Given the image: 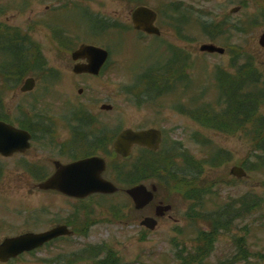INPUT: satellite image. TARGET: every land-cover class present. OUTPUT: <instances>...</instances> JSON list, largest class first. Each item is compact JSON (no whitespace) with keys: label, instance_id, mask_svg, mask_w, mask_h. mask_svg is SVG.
I'll return each instance as SVG.
<instances>
[{"label":"rangeland","instance_id":"1","mask_svg":"<svg viewBox=\"0 0 264 264\" xmlns=\"http://www.w3.org/2000/svg\"><path fill=\"white\" fill-rule=\"evenodd\" d=\"M8 0H0L1 2ZM21 2V0H10ZM164 1V0H161ZM170 2H180L193 6L197 14L205 18L204 20L219 21L227 18L231 23L241 27L243 36L222 41H215L217 45H233L243 52L251 55L256 67L264 73V49L259 45L260 35L264 32L263 20L260 16L264 9V0H166ZM156 2V1H155ZM41 6L32 1L31 9L23 11L22 14L17 10H10L7 13L11 17V24L28 25L29 21L34 22L44 10L47 4ZM50 3V2H49ZM244 5V8L236 14L231 15V10L235 7ZM123 14L127 15L125 5L121 7ZM3 15V14H2ZM0 15V19L5 16ZM37 15V16H36ZM247 22V23H246ZM250 25H249V23ZM162 38L152 42L153 37L140 41L138 35L124 34V39L117 38L114 41L115 46L110 47L112 51L111 65L107 71L97 78L77 77L72 71V59L67 49L51 47L45 45L42 47L50 68L60 72V80L48 79L50 85L44 79L39 80L35 91L30 97H23L21 92L15 91L7 95L6 105L11 113V119L17 123L19 114L17 105H31L35 98H38L39 107L43 114L51 116L57 121V132L59 141L65 142L69 139L70 133L61 120L69 108L84 107L89 113L98 118L102 123L108 126L111 132L117 129H145L157 127L162 129L164 135L170 141L181 142L193 156H195L204 165V176L208 182L214 183L216 188L214 192L219 193V202L233 201L246 195L251 201L252 197L262 198L264 200V173H251L248 178L238 180L231 174L233 166H242V162L249 159L253 154L251 143L240 132L236 135H229L219 132V130L202 127L189 117L178 113L172 109L174 99L172 97H161L158 100L157 109L143 106L135 107L123 93L125 86L131 85L134 78L147 66L154 61H164L168 59L164 48L167 45H175L186 48L194 60L192 76L194 84L203 87L209 86L207 99H213L215 94L214 84L211 82V75L216 65L224 69L229 66L230 55H208L200 52V46L210 42L199 29L192 25L186 33L188 40H179L176 33L170 26L164 25ZM43 32L36 31L35 39L48 40L49 38L40 37ZM113 36V35H111ZM138 40H137V39ZM43 41V42H44ZM152 42V43H151ZM119 43V44H118ZM161 46H160V45ZM228 48V46L226 47ZM240 53V51H239ZM241 64V63H239ZM58 81V82H56ZM135 81V80H134ZM197 85V86H198ZM83 89L80 94L79 90ZM176 100V99H175ZM108 104L113 106L111 112L101 110V105ZM39 108V109H40ZM8 110V111H9ZM264 112V111H263ZM204 138L210 142L212 147L221 148L231 154V160L222 165H210L212 158L208 155L210 148H204L194 140V136ZM200 135V136H199ZM58 150L50 148L44 150L36 142L31 151L20 157L10 159H0V167L3 170V176L0 178V206L10 200L17 203L24 202L29 214L37 213V222H27L21 219L22 226H12L11 229L4 225L0 226V241L11 233L23 230H46L62 223L66 217L73 211V206L77 203L75 200H68L55 194H40L33 191L32 185L36 182L30 173L23 171L26 161L32 163H41L48 166V172L52 173V166L48 162L51 158L60 159L62 162H69V158L58 156ZM138 155V150H134L133 157ZM214 158V157H213ZM217 158V157H216ZM208 162V164H205ZM24 164V165H23ZM22 166V169L19 167ZM26 170V169H25ZM151 183V182H150ZM166 193L164 190L159 199ZM175 210L172 216L176 221L165 218L160 221L159 227L151 232L141 227L140 222L145 213L135 212L131 202L125 194H119L113 197L102 199L96 197L86 203L87 210L92 211L91 218L99 221L87 238H73L70 241H59L52 248H47L35 256H27L22 264H39L38 260L55 258L62 254H70L87 245L88 243H107L113 247L121 256L122 264H180L182 259L190 251L198 247L195 240L196 232L203 224H194L189 221L185 213L187 211V202L181 199L174 201ZM241 205V203L239 202ZM120 207L124 213V220L121 222L111 220L110 208ZM0 217H5L0 212ZM11 220V219H10ZM9 220V221H10ZM4 223L3 219H0ZM105 221V222H104ZM6 224V223H5ZM249 225L246 233L244 225ZM245 233L246 238V259L242 258L230 262L237 253V247L234 243V237H241ZM180 259V262H179ZM198 264V263H196ZM203 264H264V205L252 217H247L243 221L237 222L236 228L232 234H223L215 244L213 253L204 261Z\"/></svg>","mask_w":264,"mask_h":264},{"label":"trees","instance_id":"2","mask_svg":"<svg viewBox=\"0 0 264 264\" xmlns=\"http://www.w3.org/2000/svg\"><path fill=\"white\" fill-rule=\"evenodd\" d=\"M215 29L214 27H208L206 30L213 33ZM12 55L13 59L18 57L13 51ZM21 58L20 55L14 61L21 60ZM25 58H29V55L26 54ZM187 65V58L181 53H177L172 63L161 69L150 71L141 79L142 86H144L142 97L148 99L146 101H152V95H157L158 92L164 90H171L178 83L186 84L185 87L190 88V81L185 73L186 68L189 67ZM216 87L218 96L214 102L217 103L218 109L211 106L208 109L200 107L195 110L193 108L196 102L207 95V90H203L198 94L196 93V96H190V99L186 102L187 105H184V110L193 119L207 127L233 135L241 132L253 148L252 158L246 161L243 166L251 173H264L263 73L256 67L254 61H249L240 67L238 75L221 73L217 76ZM138 97L141 100V96ZM181 110L183 111L182 108ZM84 119L90 118L86 116ZM94 137L95 142L101 143L103 141L107 143L108 141L107 137L103 140V137ZM216 153L218 157H224L227 161L231 158L230 153L221 149H218ZM121 165L120 169L116 170L117 179L126 184L138 183L144 180L148 174L158 175L162 170H166L168 174L177 171L173 176L178 187L183 188V196L193 201L198 199L197 203H193L198 208L193 209L194 213L190 217L195 221L202 220L205 222L208 230H200L197 237L198 247L188 253L186 259H182L180 264H203L213 252L215 241L222 232L230 233L239 218L243 219L248 215L250 217L254 216L264 205L262 198L252 197L249 201L248 197L244 195L232 202L227 201L217 208H212V204L216 205L215 199H209L208 196L213 195L212 189L214 186L212 183L208 187L202 185L201 175L199 174L202 166L191 159H186L185 164L181 165L175 163L171 158H161L153 153L143 155L136 165H131L128 161ZM201 194L206 198L201 197ZM239 239H241L240 245H238L240 254L236 255L230 261L231 263L242 258L246 259L245 245H243L244 238ZM96 264H119V262L116 254L108 251L107 257L96 262Z\"/></svg>","mask_w":264,"mask_h":264},{"label":"flooded vegetation","instance_id":"3","mask_svg":"<svg viewBox=\"0 0 264 264\" xmlns=\"http://www.w3.org/2000/svg\"><path fill=\"white\" fill-rule=\"evenodd\" d=\"M154 4V0H52L51 14H39L35 17V23L28 25L10 24V16L3 14L5 18L0 19V95H10L12 81L17 79H26L41 75L43 61L39 52L34 53V58L30 60V66L26 67L25 59L20 60L18 65H11L10 47H26L27 45L38 46L44 39H32L36 31L43 32L40 37L49 38L43 43L53 47L70 48L79 47L83 44L103 45L102 41H107L108 34L123 32L124 30H134L132 15L138 7H149ZM122 5H125L127 15L123 14ZM170 1H164L163 8L169 9ZM131 6V8H130ZM168 7V8H167ZM50 7H46L49 10ZM50 23V28L47 23ZM50 32V33H49ZM88 32L93 36L90 40ZM118 37V36H117ZM105 39V40H104ZM111 40L110 44L114 43ZM28 68V69H27ZM34 75H28V74ZM90 77V76H89ZM3 103L0 104L5 109ZM10 116V110L7 111ZM83 145H78L82 147ZM158 199L156 203L146 207L145 217L155 214L157 204H165L166 199L163 196L159 199L162 190L158 189ZM19 207V212H21ZM18 212V213H19Z\"/></svg>","mask_w":264,"mask_h":264},{"label":"water","instance_id":"4","mask_svg":"<svg viewBox=\"0 0 264 264\" xmlns=\"http://www.w3.org/2000/svg\"><path fill=\"white\" fill-rule=\"evenodd\" d=\"M139 16L140 24L138 23V26L140 28H144L149 33L158 34L159 31L152 26L155 19V14L153 12L147 9H141ZM260 44L264 47V34L261 36ZM201 51L224 53V49L208 44L203 45ZM77 54L87 56L93 61L92 66L94 67L91 71L93 73L99 72L100 66H102L104 60L108 56L107 52L92 47H86L82 49V52ZM33 86L34 82L29 80L24 90H31ZM103 108L108 110L111 109L110 106H104ZM29 139L30 136L26 132L17 130L5 123H0V153L8 156L17 151L23 152L29 147ZM159 142V131L149 130L133 132L128 130L123 132L118 138L116 150L124 157H127L130 154L133 144L145 145L157 149ZM105 168V163L98 158L85 159L68 166H58L57 175L47 183L42 184L41 187L46 189H57L65 194L76 197H85L96 192H117L118 188L116 186L102 179L101 175L105 171ZM232 174L238 178L247 175L246 172L239 167L233 168ZM156 191L157 188L155 186L153 187V191L149 192L145 186L140 185L129 189L127 193L133 199L137 209H142L154 199V193ZM170 210V206H159L157 208V215L161 216ZM142 224L150 229H154L157 222L152 218H148ZM68 233L66 228L59 227L41 235L27 234L15 239L6 240L4 244L0 246V259L6 260L10 256H16L24 251L35 249L46 241Z\"/></svg>","mask_w":264,"mask_h":264}]
</instances>
